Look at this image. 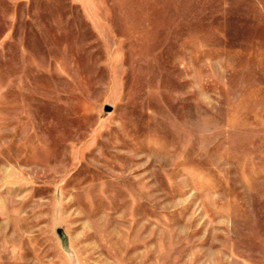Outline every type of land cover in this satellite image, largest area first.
Wrapping results in <instances>:
<instances>
[{"label":"rangeland","instance_id":"rangeland-1","mask_svg":"<svg viewBox=\"0 0 264 264\" xmlns=\"http://www.w3.org/2000/svg\"><path fill=\"white\" fill-rule=\"evenodd\" d=\"M0 264H264V0H0Z\"/></svg>","mask_w":264,"mask_h":264}]
</instances>
